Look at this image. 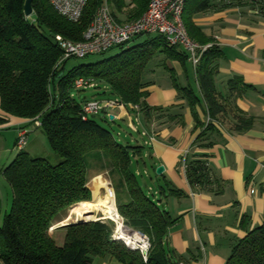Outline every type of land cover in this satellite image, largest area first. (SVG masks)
<instances>
[{"label": "trees", "instance_id": "16d2710c", "mask_svg": "<svg viewBox=\"0 0 264 264\" xmlns=\"http://www.w3.org/2000/svg\"><path fill=\"white\" fill-rule=\"evenodd\" d=\"M102 1L87 0L81 18L72 22L55 12L48 0H31L33 12L29 17L24 14L25 0H0V109L8 115L29 119V124L39 120L38 128L60 158L56 164H50L44 158L32 157L24 147L16 148L18 154L4 169L12 203L0 225L1 264H92L95 256L113 258L120 264L179 263L165 261L161 248L168 229L177 219L146 193L131 167L132 157L140 154L145 145L120 143L99 121L110 122L108 117L85 116L82 106L96 94L107 93V97L124 106L138 105L139 112L147 117L151 108L143 100L146 96L144 73L161 54L165 59L181 62H185L188 54L169 46L161 35H144L147 37L143 41L123 47L113 56L65 70L69 58L61 59L62 49L55 36L81 40ZM107 1L113 16L119 20L123 19L118 13L124 14L126 20L140 17L150 2ZM191 1L187 0L182 15L185 29L196 42L212 43V39L203 37L192 16L209 10L213 0ZM250 4L264 14V0H252ZM220 56L219 48L212 43L194 67L200 97H193L192 89L176 85L192 101L200 99L205 104L209 120L197 141L217 124L227 125L231 132H243L255 121L235 104V99L247 88L240 77L227 81L226 94L217 90L215 61ZM79 77L92 79L95 82L92 88L97 93L87 97L83 94L86 89H74V81ZM4 122L6 119L0 116V124ZM90 160L101 162L113 178L115 204L123 224L149 237L151 248L146 260L138 250L113 239L111 220L58 227L65 230L61 244L51 236L50 230L55 229L53 224L60 213L77 201L90 199L87 185ZM185 164L189 184L205 188L211 178L206 159L194 155ZM168 190L177 193L174 189ZM224 264H264V221L232 246Z\"/></svg>", "mask_w": 264, "mask_h": 264}, {"label": "crops", "instance_id": "0c3cea01", "mask_svg": "<svg viewBox=\"0 0 264 264\" xmlns=\"http://www.w3.org/2000/svg\"><path fill=\"white\" fill-rule=\"evenodd\" d=\"M118 17L123 19L125 15L118 13ZM192 20L203 37L212 39L220 50L221 56L215 61L217 90L226 94L227 81L234 76L247 85L235 104L255 118L253 126L231 132L227 125L217 124L197 141L209 118L205 104L200 99L192 101L177 88L187 87L194 92L193 97H200L194 67L189 58L181 62L165 59L163 54L143 75V100L151 108L149 115L124 105L109 107L108 112L115 122H126L128 129L137 133L140 127L137 129L132 121L138 116L155 133L152 144L132 157L131 167L146 193L177 219L161 244L163 259L224 264L232 246L264 221V14L246 0H213L209 10L193 14ZM156 71H160L161 80L147 77ZM170 78L178 82L173 84ZM0 116L6 119L0 124V138L1 133H9L13 148L18 130L28 127L29 119L8 115L1 109ZM126 137L130 143L144 145L143 137L139 140L130 133ZM194 155L203 156L208 163L211 178L205 188L192 187L182 166L183 160ZM159 166L163 170L157 173ZM90 176L95 173L89 171ZM67 215L60 213L54 221L53 232H57L59 244L64 229L58 227L67 223H63ZM92 264L120 263L95 256Z\"/></svg>", "mask_w": 264, "mask_h": 264}, {"label": "built area", "instance_id": "2783aa9c", "mask_svg": "<svg viewBox=\"0 0 264 264\" xmlns=\"http://www.w3.org/2000/svg\"><path fill=\"white\" fill-rule=\"evenodd\" d=\"M48 1L55 12L72 22H77L81 18L87 3V0ZM186 2L187 0H150L147 10L140 17L132 20H119L113 16L108 1L103 0L96 8L81 40L70 41L63 39L60 35L55 36L62 49L61 59L84 58L89 55L101 54L114 47L123 46L137 37L155 33L163 36L169 46L183 48L195 67L203 52L211 47L212 43L203 45L188 35L182 20ZM94 86L95 82L92 79L79 77L74 81V89H87ZM120 105L123 104L114 98L94 96L86 100L82 108L85 116L104 114L109 120H114V115L108 112V108ZM129 107L139 112L138 105L130 104ZM132 123L137 129L140 127L138 133L145 138L144 145H151L155 140L153 130L143 125L138 116ZM33 125L35 128L40 127V121L36 119ZM29 133V127H22L18 130L15 145L17 149L25 147ZM182 166L184 169L186 168L185 160H183ZM130 232L137 236V241L131 245L122 241L130 249L138 250L146 260L151 248L149 237L140 231L130 230ZM113 238L117 239L116 235ZM177 264L187 263L179 262Z\"/></svg>", "mask_w": 264, "mask_h": 264}, {"label": "rangeland", "instance_id": "374dc122", "mask_svg": "<svg viewBox=\"0 0 264 264\" xmlns=\"http://www.w3.org/2000/svg\"><path fill=\"white\" fill-rule=\"evenodd\" d=\"M246 1H247L248 5H251V6L253 5V4H250V2L252 0H246ZM255 9H257V11H259V9L257 7ZM123 20H126V18L123 17ZM150 36L151 37H157L158 34L154 33V34H151ZM146 37L147 36L137 37V38L133 39L132 41L124 44L123 46H117V47L112 48L110 51H108L104 54L91 55V56H88L86 58H74V57L69 58L65 64V70L70 69L74 65L87 64V63L98 61V60L103 59L105 57L113 56V55L121 52L123 47H132V46L136 45L137 43L143 41ZM160 76H161L160 71H158V72L156 71L154 74L149 73L147 75L148 78H150L154 81L157 80L158 77H160ZM159 79L161 80V77ZM170 80L172 81L173 84H175V81L178 82L177 78H175V81L172 78H170ZM103 90L104 89H100V91H103ZM95 91H96L95 89L89 88V89H86V91H84L83 93L85 94V96L91 97L92 95L95 94ZM96 96H98L99 98L101 96L107 97L108 94L102 93V94H96ZM100 115H98L97 117H100ZM127 120H130V118L128 117ZM99 121L102 123V125L109 128L111 130L113 136L115 137V139H117L122 144H126V142H128V139L126 137L128 135V133H130L132 136H135L136 138L141 140L140 139L141 136L136 131L134 132V131H131L128 129L126 122L118 123L117 121L112 122L111 120H109L110 122H107L105 120H103V121L99 120ZM27 126L30 127L32 132H30L28 135V140H27V143L24 147V151L28 152L32 157L44 158L50 164H56L57 162H59L60 158L50 148L47 137L42 132V130L40 128H35L33 124H29ZM9 135H10L9 133L5 134V132H3V133H1V136H3V137L0 138V225L2 224L4 214L9 211L11 203H12L10 186L4 177L3 171L6 168V166H8L10 164V162L13 160V158L19 152L18 150H16V146H14L13 148L11 147V145H10L11 140L9 138ZM90 161H91L90 162V169H89L90 173L91 172L95 173V176H96V174H99L97 176H100V178L103 180L105 186L109 190H111L112 194L109 195V199H110V201L112 200L111 202L113 203L114 208L117 211V207L115 204L116 192H115V189H114L113 183H112L113 178H111V175H109V173L105 169V167L101 166V164H102L101 162H99L98 160H90ZM91 178H92L91 176L88 177V182H87V185H88L90 192H91L90 199L87 201H77L75 203L86 204L87 210L91 216V219H99L100 217L101 218L103 217V214H102V212H99L96 210L95 202H94L95 195H94V190L91 186ZM104 192H105L104 189L101 190L102 195H104ZM75 203H73V204H75ZM72 205L68 206L62 213L67 214L69 208ZM118 215H119V213H118ZM91 219H86V220H91ZM104 220H111V219L105 218ZM119 220H120V223L122 224V227L124 226V228L127 229L128 231L133 230V229H131V228H129L123 224V220L121 217H119ZM111 221L114 223V230H113V234H112V237H113L114 235H116L115 233H116V229H117V223L113 220H111ZM54 224H53V228L55 227ZM53 230H50V234L55 239V241L58 243V241H59L58 234H57V232L54 233ZM113 239L121 242L123 245L126 246V244L124 243V241H122V239H120V238H117V239L113 238Z\"/></svg>", "mask_w": 264, "mask_h": 264}, {"label": "bare ground", "instance_id": "6f19581e", "mask_svg": "<svg viewBox=\"0 0 264 264\" xmlns=\"http://www.w3.org/2000/svg\"><path fill=\"white\" fill-rule=\"evenodd\" d=\"M91 186L94 190L96 210L102 212L104 218L111 219L117 223L116 237L126 241L129 245L136 242L137 236H134L130 231L125 229L124 226L122 227L119 220L120 216L115 210L114 205L111 202L112 200L110 201L109 199V195L112 194V192L105 186L100 176H94L91 178ZM103 189L105 191L104 195L101 194V190ZM80 219H91V216L87 210L86 204L75 203L69 208L68 215L63 223L78 221Z\"/></svg>", "mask_w": 264, "mask_h": 264}, {"label": "water", "instance_id": "95a60500", "mask_svg": "<svg viewBox=\"0 0 264 264\" xmlns=\"http://www.w3.org/2000/svg\"><path fill=\"white\" fill-rule=\"evenodd\" d=\"M33 12V9H32V5H31V0H25V3H24V14L25 16L29 17ZM163 170V167L162 166H159L156 168V172L157 173H160L161 171ZM99 219H105L104 217H100ZM94 220H98V219H94ZM93 219L92 220H83V219H80L78 221H73V222H69V223H66L65 225H68V224H80V223H85V222H90V221H94Z\"/></svg>", "mask_w": 264, "mask_h": 264}]
</instances>
